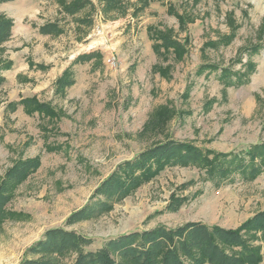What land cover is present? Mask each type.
I'll list each match as a JSON object with an SVG mask.
<instances>
[{"label": "rangeland", "instance_id": "obj_1", "mask_svg": "<svg viewBox=\"0 0 264 264\" xmlns=\"http://www.w3.org/2000/svg\"><path fill=\"white\" fill-rule=\"evenodd\" d=\"M91 1L95 10L75 16L58 0L0 5V16L14 23L0 46V184L16 162L41 161L13 194L9 211L16 215L0 230V264L32 257L27 250L55 228L92 239L87 250L94 251L158 226L235 230L264 212V175L247 182L210 178L197 166L167 167L107 213L66 226L120 165L167 140L220 153L264 143V0H128L119 16L101 15L98 0ZM88 18L91 24L82 23ZM49 23L63 34H40ZM154 33L167 34L183 52L157 51ZM92 52L102 58L76 62ZM210 65L242 72L247 81L227 87ZM65 73L74 83L60 91ZM32 98L56 115L10 108ZM175 200L183 201L178 210L169 208ZM254 242L264 264V237Z\"/></svg>", "mask_w": 264, "mask_h": 264}, {"label": "trees", "instance_id": "obj_2", "mask_svg": "<svg viewBox=\"0 0 264 264\" xmlns=\"http://www.w3.org/2000/svg\"><path fill=\"white\" fill-rule=\"evenodd\" d=\"M14 1L0 0V5ZM58 1L61 2L65 14L70 16H75L87 8L96 9L91 0ZM98 2L103 16L124 15L128 9V0ZM82 23L91 24L92 21L88 18L86 21L82 20ZM13 28L12 20L0 16V46L11 38ZM39 32L42 35L58 36L64 30L58 23H49L43 25ZM154 37L161 42L155 46L157 51L164 47L183 52L181 44L167 34L154 33ZM101 58L100 52H92L78 56L76 62L87 63ZM10 67L11 64L6 65L7 69ZM206 68L220 70V79L227 87L243 85L247 81L242 72L231 68L213 65ZM5 82L0 70V89ZM73 83L71 74L65 73L58 80L57 88L64 91ZM19 105L24 106L29 114L39 112L56 115L48 105L40 104L35 98L12 103L10 108L14 111ZM40 165L39 159L21 160L5 173L0 184V230L7 220L16 215L9 211L16 188L36 172ZM188 166L200 167L210 178L227 180L239 176L244 181H254L264 175V143L239 153H220L203 150L190 143L167 140L120 165L95 190L90 203L68 217L66 226L70 227L107 213L113 202L130 195L142 183L167 167ZM182 202L175 200L169 208L178 210ZM258 236L264 237V212L257 213L235 230L191 222L174 229L158 226L152 230L135 231L109 239L94 251L87 250L93 244L92 239L74 230L55 228L46 231L42 239L27 250L26 255L33 258L25 257L21 264H63L72 257L71 264H261L262 247L254 242Z\"/></svg>", "mask_w": 264, "mask_h": 264}]
</instances>
